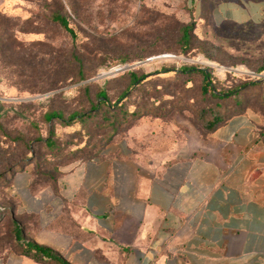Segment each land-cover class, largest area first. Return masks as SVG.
Masks as SVG:
<instances>
[{
  "label": "crops",
  "instance_id": "crops-1",
  "mask_svg": "<svg viewBox=\"0 0 264 264\" xmlns=\"http://www.w3.org/2000/svg\"><path fill=\"white\" fill-rule=\"evenodd\" d=\"M213 12L260 22L264 0H230ZM180 142L150 154L112 142L64 170L55 187L31 188L24 168L4 205L25 240L69 264H264V144L250 123L233 119ZM0 264L43 262L6 249Z\"/></svg>",
  "mask_w": 264,
  "mask_h": 264
},
{
  "label": "rangeland",
  "instance_id": "rangeland-1",
  "mask_svg": "<svg viewBox=\"0 0 264 264\" xmlns=\"http://www.w3.org/2000/svg\"><path fill=\"white\" fill-rule=\"evenodd\" d=\"M60 1L74 28L75 42L50 21L51 14L60 8L53 0H24L0 8V30L7 40L0 53V178L15 163L28 158L33 152L37 156L43 154L42 144L35 141L49 136L50 127L43 119L45 112L61 110L70 114L81 105L76 88L84 82L53 89L62 72L50 65L49 59L58 52H61L62 58L69 59L74 48H81L79 51L85 59L88 75L113 72L142 62L131 68L137 75L192 65L209 69L219 87L254 79L264 82V72L256 73L264 62V19L246 23L219 21L214 16V8L230 0ZM187 24L193 26V56L155 53L168 48L177 50L179 29ZM121 61L126 63L106 68ZM69 68L65 69L67 73ZM124 72L88 79L86 83L91 87L92 97L95 99V94L103 88L114 100L127 85V73ZM227 72L233 74L228 75ZM153 78L154 82L145 84L143 91L134 94L129 102L136 103L142 98L147 102L158 97L151 90L154 91L163 81L157 80L156 76ZM186 85H191L185 90L187 103L171 108L165 124L151 115L133 126L132 122L123 123L116 141L129 145L134 151L140 149L150 154L163 151L161 147L166 141L169 148L179 149L182 146L181 137L186 132L202 136L197 117L199 82L195 80ZM165 90L174 94V101L184 97V91L177 86ZM257 94V91L248 92L243 111L227 122L247 120L264 144V107ZM53 130L55 134H62L59 126H54ZM75 138L64 135L60 139L64 144L61 150L64 161L58 165L61 172L86 157L67 154V147ZM27 167L30 168V165ZM1 184L0 203L3 204L8 185ZM0 218V250H3L9 245L10 235L7 216L0 215Z\"/></svg>",
  "mask_w": 264,
  "mask_h": 264
},
{
  "label": "trees",
  "instance_id": "trees-1",
  "mask_svg": "<svg viewBox=\"0 0 264 264\" xmlns=\"http://www.w3.org/2000/svg\"><path fill=\"white\" fill-rule=\"evenodd\" d=\"M53 3L59 5L60 8L51 14L50 21L62 28L75 42L76 34L74 28L70 24V18L64 7H62L61 1L53 0ZM6 41L5 35L0 30V53ZM177 45V50L168 48L157 50L155 53L193 56L194 54L191 53L193 49L192 25L187 24L179 29ZM79 49L81 48H74L69 59H66V57L62 58L61 52H58V55L50 57L49 64L62 72L60 78L57 79V86L53 89L84 82L76 88L77 99L81 101V105L70 114H65L61 110L45 112L43 119L44 123L50 127L49 136L35 141L42 144L43 154L37 156L36 152H33L28 158L15 163L10 167L9 171L5 172L4 176H6V179H4V176L0 178V184L7 186L9 179L12 178L15 172L22 171L26 166L30 165L31 188L43 184H50L55 187L58 179L63 174V171L61 172L58 167L59 163L64 161L63 154H61L64 144L60 142L62 136L73 135L76 137L75 141L67 147V154L71 157L77 156V154L86 156L78 161L96 158L110 143L117 140L121 134L123 123L132 122L131 125L133 126L138 121L151 115L159 122L165 124V119L171 108L177 105L184 106L187 103L185 95H187L186 91L191 85H186V83H191L195 80L199 82L200 99L198 104L200 107L197 110V117L202 127L199 133L203 137L224 125L233 115L243 111L244 104L247 101V93L250 91L258 92L259 102L264 107V82H261L262 79L248 80L233 86L219 87L216 85L209 69L192 65H183L176 70L164 68L161 71L140 75H137L132 69L125 70L123 72L127 73V85L124 90L118 92L114 100L108 97L107 90L103 88L98 90L94 99L91 87L86 81L98 74L96 72L92 75L86 73L85 59ZM125 63L126 61L116 62L106 68L110 69L115 65ZM68 67H70L69 73L65 71ZM262 72H264V62L256 70V73ZM227 74L231 75L233 73L227 72ZM155 76L158 78L157 80L163 81V83L158 84L159 86H156L154 91L151 90V93L159 96L150 98L147 102L143 98L136 103L129 102L134 94H139L140 91H143L145 84L154 82L153 77ZM183 85L186 86L183 87ZM176 86L184 91V97L180 101L179 99L174 101V94H169L165 90L168 87ZM262 89L263 91H261ZM142 97H145V95H142ZM127 105L132 108L129 109ZM54 126H59L62 134H55ZM66 141L64 140V142ZM30 151L35 150L30 149ZM54 173H56V176ZM3 204L0 203V215L3 217L7 216L6 222L10 236L9 245L5 249L0 250V255L6 249H13L19 254L31 256L43 262V264H69L52 250L25 240L22 227L10 218V208Z\"/></svg>",
  "mask_w": 264,
  "mask_h": 264
},
{
  "label": "water",
  "instance_id": "water-1",
  "mask_svg": "<svg viewBox=\"0 0 264 264\" xmlns=\"http://www.w3.org/2000/svg\"><path fill=\"white\" fill-rule=\"evenodd\" d=\"M142 62H138L134 65H126V66H123L121 68H118V69H115L113 72H108V73H100L96 76L95 79H98V78H104V77H107V76H111V75H114L118 72H121V71H125V70H128V69H131L133 68L135 65H138V64H141Z\"/></svg>",
  "mask_w": 264,
  "mask_h": 264
},
{
  "label": "built area",
  "instance_id": "built-area-1",
  "mask_svg": "<svg viewBox=\"0 0 264 264\" xmlns=\"http://www.w3.org/2000/svg\"><path fill=\"white\" fill-rule=\"evenodd\" d=\"M191 1V0H190Z\"/></svg>",
  "mask_w": 264,
  "mask_h": 264
}]
</instances>
